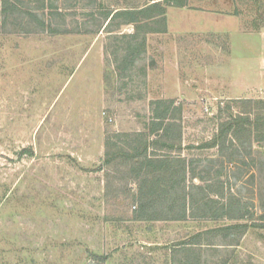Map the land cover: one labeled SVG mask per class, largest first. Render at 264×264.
I'll return each mask as SVG.
<instances>
[{
  "label": "rangeland",
  "instance_id": "1",
  "mask_svg": "<svg viewBox=\"0 0 264 264\" xmlns=\"http://www.w3.org/2000/svg\"><path fill=\"white\" fill-rule=\"evenodd\" d=\"M179 1L134 25L111 17L151 0H0V264H264V141L202 148L264 100V0ZM162 114L186 185L227 215L188 198L195 218L141 220L105 165L107 139L129 149Z\"/></svg>",
  "mask_w": 264,
  "mask_h": 264
},
{
  "label": "trees",
  "instance_id": "2",
  "mask_svg": "<svg viewBox=\"0 0 264 264\" xmlns=\"http://www.w3.org/2000/svg\"><path fill=\"white\" fill-rule=\"evenodd\" d=\"M169 1L171 0H151L153 3L139 10L117 11L112 15L111 20L125 16L128 18L129 23L138 25L141 17L146 19L150 12H157L159 15L164 16L165 10L162 2ZM183 2L181 0L178 4L182 5ZM239 103L243 105V109L245 108L244 112L237 115L231 114L225 122L220 124L217 136L212 141L204 144L202 148L218 147L223 149L229 137L231 141H237L244 134L258 142L264 141V100H239ZM152 125L151 133L137 134L129 149L114 144L112 141L114 138L110 137L106 141L105 165L117 169L125 168L119 170L123 175L121 178H130V181H136L139 187L138 193L131 196L136 203H139V215H148V217L140 216V219L185 221L188 217L195 218L197 217L196 213L187 207L188 198L191 205H200L199 211L206 209L207 213L202 215V218L211 217L216 219L221 215H227L228 212L223 211L220 216L218 214L211 216L209 203L214 201L211 202L209 200L211 198H206V188L198 185L191 187L186 185L187 176L190 174L193 175V178H196V174L192 173V170L188 168L186 159L182 157L185 148L182 141L181 125L176 120L167 121L166 114L155 118ZM163 183L166 186H163ZM165 187L166 190L161 193V188ZM198 191L203 193L198 194ZM162 195H164V199L170 201V204H167L169 207L166 206L167 208L155 212L153 210L155 209L153 207L154 203L159 202V197L161 198ZM150 213H155V215H150ZM238 217L242 219L243 216ZM238 217L236 216V218ZM230 218L235 219L233 216H230ZM245 227L235 225L226 228V230ZM197 237H200V235Z\"/></svg>",
  "mask_w": 264,
  "mask_h": 264
},
{
  "label": "crops",
  "instance_id": "3",
  "mask_svg": "<svg viewBox=\"0 0 264 264\" xmlns=\"http://www.w3.org/2000/svg\"><path fill=\"white\" fill-rule=\"evenodd\" d=\"M225 1H226V2H225ZM228 4H229V1H227V0H218V2H217L216 5H217V8L223 9V8L226 7V5H228ZM231 4H232V7H229L230 5L227 7V8H230V10L228 9L229 11H231V9L234 8V6H233V5H234L233 0H231ZM217 8H216V9H217ZM225 10H227V9H225Z\"/></svg>",
  "mask_w": 264,
  "mask_h": 264
}]
</instances>
